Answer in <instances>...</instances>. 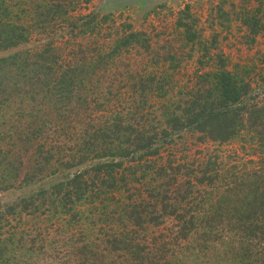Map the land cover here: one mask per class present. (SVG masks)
I'll return each instance as SVG.
<instances>
[{"label": "trees", "instance_id": "16d2710c", "mask_svg": "<svg viewBox=\"0 0 264 264\" xmlns=\"http://www.w3.org/2000/svg\"><path fill=\"white\" fill-rule=\"evenodd\" d=\"M90 1L0 0V105L21 98L33 106L41 97L52 115V122H37L33 114L25 131L35 144L32 173L0 144V191L49 178L19 201L0 204V264L15 256V246L32 257L55 247L47 244L51 228L45 234L12 223L24 211L61 214V229L89 220L84 204L104 222L121 215L120 222L93 244L82 239L58 264H264V67L231 64L218 42L188 22L183 35L201 54V68L184 83L172 73L182 65L173 49L134 69L123 62L132 50L152 49L150 36L128 23L100 42L97 50L111 45L106 56L89 60L94 53L86 55L81 37L100 35L109 18L82 14ZM245 21L252 46L264 27L249 12ZM24 45L33 47L18 50ZM115 69L118 82H108ZM20 120L9 123L12 135L23 129ZM51 130L52 142H41ZM236 141L250 158L234 151L240 161L231 162L224 150L204 147ZM149 225L158 232L148 234ZM36 238L41 246L27 247Z\"/></svg>", "mask_w": 264, "mask_h": 264}, {"label": "rangeland", "instance_id": "374dc122", "mask_svg": "<svg viewBox=\"0 0 264 264\" xmlns=\"http://www.w3.org/2000/svg\"><path fill=\"white\" fill-rule=\"evenodd\" d=\"M83 6L84 9H81L82 14L94 12L99 14L100 19H102L105 15L109 16L106 21L102 19L103 26L107 30L102 28V31L100 32L101 36H94L97 38L98 43H95L92 40L94 37L91 38L90 35H87L85 38L81 37L80 41L85 45L86 55L94 53L90 56L89 60L97 57L99 52H102V55L106 56L108 51L111 50V45L108 44L106 47L101 46L100 49L97 50L98 45L100 46V42L104 40L106 36H109L116 31V25L128 23L131 24L134 30L145 31L148 36H150L152 49L151 52L149 49L148 51H144L142 53L132 50L130 53L128 52L125 56H123V59L126 60L123 62H127L128 60L131 61L130 67L134 69L136 67V61L150 60L151 62V60L153 61L155 53L158 52L155 57H164L167 54V50L173 49V51L178 52V56L182 60V65H180L181 67H179V70L172 71V73L178 76L179 81L183 80L182 82L184 83L188 80L187 74L201 68L200 63L198 62L201 54L191 48L189 44L190 42L186 43L183 35L185 34V29L182 24H184L183 22H188L190 25L193 24L194 27L204 30V38H206L208 42H211L212 45L218 42L222 53L224 52L229 57L231 64L239 61H253L261 63L264 67V31L256 36L255 43L250 46L249 43L246 42V40L250 39L248 36V33L250 32V25H248L245 21V17H248L249 12V15L254 14L255 16H259L262 21V23H259L263 24L264 27V0H91L88 6L86 4ZM85 6L87 7L85 8ZM77 14H80L79 10L76 12V15ZM23 18L26 20L27 17ZM252 22L253 21L249 24H252ZM68 31L69 30H66V32ZM38 36L40 37V35ZM33 44H37V42ZM32 47V45H24L18 50L27 51ZM78 49L79 46L76 47V50ZM92 49H96L97 52H93ZM15 50L16 49L10 50V52ZM214 50L213 55L216 59L217 49ZM6 53L8 52H3V54ZM169 62L170 61L167 60V64ZM120 66L124 69L122 63ZM118 74V69H115L112 72H108L105 77L108 78V82L117 83L118 81L116 82V80L119 76ZM15 101L17 102L14 106L10 103H8V106L7 104L2 106L0 105V124L2 125L0 127V144L5 148V150H11L13 155L20 157V159L24 161L25 173H32V169H34L35 165L33 163V159L36 154V151L33 150L35 144L29 140L31 138L30 135L25 136V131H28L29 129V122L32 121L31 117L33 114L37 115V118L34 117L37 122H41L42 119L51 120L52 122V115L47 114L50 112L44 109L41 97L33 106H30V103H21V98L15 99ZM19 102L22 104V108L15 113L16 107H21ZM22 111L27 113V116L23 119L19 118ZM14 113L15 116L12 118L10 115ZM18 120H20L21 125H23V129L18 132H14L12 135L8 125H10L9 123H13ZM22 132L25 133L22 135ZM45 140L48 142L49 140H52V130L45 132L41 142H44ZM205 146L211 150H224V152H226L225 156H228L227 158L231 160V162L239 160L234 151H239L238 154L243 156L244 159L250 158V156H247L243 150L239 148L240 143L238 141L222 145L216 142H208L204 144V147ZM195 149L196 148L192 149L193 153ZM229 154H231L232 157L229 156ZM42 176L34 178L33 180L35 183L32 185L28 184V186L18 187L16 189L0 191V204H12L14 201H19L24 195L28 196L32 194L35 189L38 188L40 182H48L49 178L41 180ZM29 180H31V177L25 179V181ZM48 186H50L49 183L47 184V187ZM143 186L144 185L142 184H136L137 188L142 189ZM81 210L86 213L85 216L89 215V220H83V224L78 226H64L61 227V229H58L59 226H56L58 220L62 222L60 217L63 218L64 216L61 214H59L58 219L54 216L46 215V212L48 211L41 214L38 213L36 215L35 213L24 211L23 218H16L15 221L12 220V223H21L22 228L28 231H30L31 228H41V231L45 234L47 233V230L51 228V238L50 235L47 236V244H53L58 250L54 253L53 249L55 247H48V249H43L45 254H40L38 253L39 251L35 249L32 252L36 253V256L32 257L31 252H28L19 246H15L12 248V252H14L15 256L10 258V261L4 264H58L59 258L66 255L68 250L72 252L74 249H81L80 244H82V239H89L93 244L94 242L104 238L106 234L113 229L115 224L120 222L119 219L121 218V215H110L108 222H104L106 216L102 215L100 212H96L93 206L89 204H84ZM100 218L102 220H100ZM52 230L55 234V239L53 241ZM154 230L158 232V228L154 226L149 225L147 228L148 234H151ZM41 242L42 241H39L38 238H36L35 242L27 245V247L30 246L38 248L41 246ZM8 246L13 247L11 244H8ZM63 258L65 259V257Z\"/></svg>", "mask_w": 264, "mask_h": 264}]
</instances>
